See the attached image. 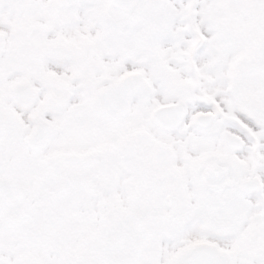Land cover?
<instances>
[{
  "label": "snow or ice",
  "instance_id": "1",
  "mask_svg": "<svg viewBox=\"0 0 264 264\" xmlns=\"http://www.w3.org/2000/svg\"><path fill=\"white\" fill-rule=\"evenodd\" d=\"M0 264H264V0H0Z\"/></svg>",
  "mask_w": 264,
  "mask_h": 264
}]
</instances>
